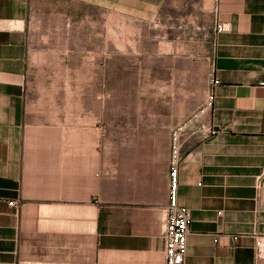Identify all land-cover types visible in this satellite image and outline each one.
Returning <instances> with one entry per match:
<instances>
[{
    "label": "crops",
    "instance_id": "crops-1",
    "mask_svg": "<svg viewBox=\"0 0 264 264\" xmlns=\"http://www.w3.org/2000/svg\"><path fill=\"white\" fill-rule=\"evenodd\" d=\"M67 1L0 0V264H165L172 131L185 118L178 94L154 99L129 128L100 116L97 100L84 104L77 69L45 63V14L55 4L65 13ZM74 1L121 12L124 27L128 17L141 30L162 28L167 0ZM210 9L201 52L219 83L211 91L209 78L191 109L210 99L197 124L217 131L181 148L186 259L264 264V0H212ZM217 20L229 29L216 32ZM186 40L172 30L150 37L155 56L169 46L171 75L194 27Z\"/></svg>",
    "mask_w": 264,
    "mask_h": 264
},
{
    "label": "rangeland",
    "instance_id": "rangeland-1",
    "mask_svg": "<svg viewBox=\"0 0 264 264\" xmlns=\"http://www.w3.org/2000/svg\"><path fill=\"white\" fill-rule=\"evenodd\" d=\"M211 4L212 0H167L162 10V28L156 29L147 21L148 27L141 30L129 28L128 17L124 27L123 13L107 11L90 2L68 0L65 13L62 7L59 11L58 4L52 5L44 19L45 23L50 21L44 29L50 43L46 45L50 51L45 54V63L48 58L51 68H76L77 84L81 80L82 87L77 98L84 104L97 100L100 116L102 111H108L117 123L128 128L133 126L129 117L145 114L154 107L156 98L169 99L171 90L178 94L180 114L187 117L203 107L204 101L191 109L201 99L204 86L206 90L210 87V67L201 50L203 35L211 24ZM193 27L194 43L189 48L179 44V72L171 75L170 59L165 54L169 46L162 44L163 53L155 56L153 49L158 45L150 37L161 31L170 35L172 30L177 31L180 42L186 43ZM139 31L147 37L140 43L134 40ZM185 69L193 72L187 74Z\"/></svg>",
    "mask_w": 264,
    "mask_h": 264
},
{
    "label": "built area",
    "instance_id": "built-area-1",
    "mask_svg": "<svg viewBox=\"0 0 264 264\" xmlns=\"http://www.w3.org/2000/svg\"><path fill=\"white\" fill-rule=\"evenodd\" d=\"M216 32H223L229 29L228 23L224 21H216ZM210 90L219 83V79L211 71L210 73ZM211 94V93H210ZM211 104V100L195 111L191 115L185 117L184 121L172 131L171 154L169 166V193L168 203L166 205L165 216V264H189L186 259L187 254V238L190 231V223L192 219L191 209L178 203V174L179 164L182 160L181 148L183 143L192 135H201L208 137L217 131V128L207 123L201 122L197 124L200 116L207 109V105ZM16 201L10 200L9 203L14 205ZM261 255V254H260ZM259 255V257H261Z\"/></svg>",
    "mask_w": 264,
    "mask_h": 264
}]
</instances>
